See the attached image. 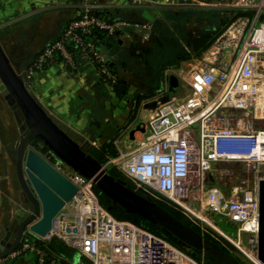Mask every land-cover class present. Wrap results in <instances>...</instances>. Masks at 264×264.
I'll return each mask as SVG.
<instances>
[{
  "label": "built area",
  "instance_id": "built-area-1",
  "mask_svg": "<svg viewBox=\"0 0 264 264\" xmlns=\"http://www.w3.org/2000/svg\"><path fill=\"white\" fill-rule=\"evenodd\" d=\"M141 5L147 0H134ZM170 6L189 5L186 0H167ZM253 10V17L234 21L192 65L194 74L166 68L190 88L182 98L158 103L143 126V138L137 147L120 152L103 164L106 171L116 168L134 190L152 200H169L190 222L201 226L211 202L205 201V176L223 161H242L259 169L264 164V127L258 124L255 102L248 95L238 98L241 78L250 66H264V0H227L222 6ZM92 0H81L80 15L72 20L62 36L47 45L28 70V79L44 72L56 58L73 69L88 60L108 84H116L118 75L99 50L94 32L108 37L132 27L126 20H107L94 14ZM198 67L202 70L198 72ZM246 98L245 100H243ZM44 155V154H43ZM44 157L78 188L76 195L57 217L51 234L41 238L27 232L14 255L33 253L32 264H58L46 246H38L28 235L45 242L61 239L77 251L87 264H203L165 238L128 220L116 218L99 201L92 180L75 173L51 155ZM264 179L259 177L258 180ZM196 188V191L192 188ZM199 188V189H198ZM246 189H242L245 193ZM259 188L246 193V205L253 216L245 226L250 230L248 244L254 264L258 257ZM240 205L237 191L226 202ZM252 221L250 225L249 221ZM244 252V253H245Z\"/></svg>",
  "mask_w": 264,
  "mask_h": 264
},
{
  "label": "crops",
  "instance_id": "crops-1",
  "mask_svg": "<svg viewBox=\"0 0 264 264\" xmlns=\"http://www.w3.org/2000/svg\"><path fill=\"white\" fill-rule=\"evenodd\" d=\"M166 1L147 0L139 5L134 0H92L96 10L106 12L109 19L132 23V27L115 36L102 37L98 44L123 84L120 90L104 82L85 59L77 70L60 59L53 60L44 72L33 80L27 79L29 67L38 55L79 17L81 0H0V40L16 72L26 78L31 94L60 128L81 145L92 142L95 148H100L107 142L118 155L137 147L143 138V126L158 103L185 97L191 91L175 76L167 74L166 68L194 74L191 66L200 58L183 59L182 48L190 50L191 45L187 40V45L183 44L184 30L199 21L193 8L215 6L202 5L198 0H186L189 5L170 6ZM204 35L196 33L191 40ZM140 96L147 97L138 104ZM1 98L4 106L0 101V108L2 105L16 115V108L2 93ZM13 120L14 132L9 133L8 123L0 119V200H10L8 207L13 211L9 221L15 224L19 222L18 214L29 210L31 204L16 172L22 122L16 116ZM114 140L117 148L112 146ZM11 200L21 203L15 207ZM54 256L58 264H73ZM34 259L33 253L13 254L0 260V264H32Z\"/></svg>",
  "mask_w": 264,
  "mask_h": 264
},
{
  "label": "water",
  "instance_id": "water-1",
  "mask_svg": "<svg viewBox=\"0 0 264 264\" xmlns=\"http://www.w3.org/2000/svg\"><path fill=\"white\" fill-rule=\"evenodd\" d=\"M0 91L16 107L17 118L27 127L16 151V172L31 204L29 210L18 214L13 239L0 249V260L20 248L27 232L47 238L57 217L78 191L77 186L44 157L41 150L47 148L66 168L92 180L110 201L109 210L118 209L140 216L179 244L201 253L210 264H242L220 244L106 171L103 163L88 152L85 147L88 144L81 145L72 139L31 94L24 77L14 69L1 40ZM258 200V257L264 264V179L259 182ZM79 256L75 264H84Z\"/></svg>",
  "mask_w": 264,
  "mask_h": 264
},
{
  "label": "rangeland",
  "instance_id": "rangeland-1",
  "mask_svg": "<svg viewBox=\"0 0 264 264\" xmlns=\"http://www.w3.org/2000/svg\"><path fill=\"white\" fill-rule=\"evenodd\" d=\"M198 1H200L199 3L202 5L217 7L222 6L226 0ZM210 24H212L210 20H201V22L196 21L189 24L184 30L185 36L183 40L185 41L183 44H186V40L191 43V39L196 33L207 34L210 30L203 31L200 27ZM197 70L200 72L202 69L198 67ZM246 70V73L239 82L237 97L242 98L245 97V94H248L249 98L254 100L258 112V124L259 126L264 127V66H250L246 68ZM33 79L34 78H30V80ZM1 93L2 92L0 91V101L3 99L1 98ZM1 103L4 106L2 101ZM15 116L14 113L2 108L1 105L0 119L1 121L8 123L9 133H11V131L14 132L13 118ZM17 121L20 120L17 118ZM21 127L24 136L27 133V127L23 121ZM116 143L117 141L114 140L112 146L117 148ZM107 144V142L102 143L100 148L106 147ZM85 147L90 154L94 155L97 159L102 160L100 153L94 150L96 148L92 142H89V145H86ZM108 159L109 157H106L102 163L105 164ZM205 177V191L207 192L211 190V192L207 193L205 197V201L211 202L209 211L210 215H207L206 218L210 223L216 226L217 229L212 228L211 225L206 222L198 221L199 224L203 226L204 231L211 235L214 240L223 242V244L230 249L242 264H254L249 257V251L246 250L245 252L243 251L244 249H241V247L243 248L248 244L250 239V230L245 226V223L253 216V209L246 205L245 199L247 190L258 191V178L264 177V164H262L259 169H255L251 164L242 161L233 160L218 162L214 165L213 172H207ZM123 178L125 177L122 175L121 179ZM242 189H246L245 193L244 191H241ZM192 190L196 191V188L194 187ZM236 191L240 200V205H229L228 208L223 210L226 202ZM9 201L10 200H0V249L13 239V235L18 226V223L14 224V221H9L11 217L10 212L12 213L13 211L8 207ZM11 202L15 203L16 207V205L21 203V200H11ZM28 236H30V234Z\"/></svg>",
  "mask_w": 264,
  "mask_h": 264
},
{
  "label": "trees",
  "instance_id": "trees-1",
  "mask_svg": "<svg viewBox=\"0 0 264 264\" xmlns=\"http://www.w3.org/2000/svg\"><path fill=\"white\" fill-rule=\"evenodd\" d=\"M192 11H195L194 16L197 20H199V21H201V20H208L209 21L210 20L212 22V24L203 25L200 27L201 29L210 30V31H208V33L202 37L193 39V41L191 42L190 48H189L190 50H187L185 47L182 48V57H183V59H186V60H189L192 57L201 58L203 56V54L211 47V45L214 43V41L218 38V36L220 34H222L234 21H236L238 18H242V17H253L254 13H255L253 10L234 8V7H207V8L197 7V8H193ZM94 14H96L97 16L106 18L107 20L112 21L111 19H109L106 12H104V11L95 10ZM262 20H264V17L262 18ZM94 36L96 38V42L99 44L100 39H102V37H105L106 34L102 31L98 30V31L94 32ZM56 59L59 60V58H56ZM108 66L111 69H113V66H111L110 63L108 64ZM102 79L105 82V79L104 78H102ZM113 86L117 87V90H120V87H123V84L120 83V80H118L117 84H114ZM170 96L171 95H168L167 97H170ZM146 97L147 96H140L138 99V104H140L142 99H144ZM33 144L35 147H37V145L35 143H33ZM94 150L96 152H99L100 155L102 156V160L98 159L101 162H103L106 157L112 158V157L117 156V152L112 147L106 146V147H102V148H96ZM41 152L44 155H46V154L51 155L56 160L54 155L52 153H50L47 148L41 150ZM108 172L117 178H122V174L120 172H118L115 168L109 169ZM123 180L127 183V185L130 188H132V189L134 188L133 184L129 180H127L126 178H123ZM95 192H96V195H97L100 203L105 208L108 209V207L110 206V201L96 187H95ZM154 201L157 202L162 207H164L165 209H167L168 211H170L171 213H173L174 215H176L181 220L185 221L186 223H188L189 225L194 227L200 233L204 234L205 237L215 241L216 243H218L222 247H224V249L231 252L230 249L227 246H225V244H223V242L214 240L211 237V235H209L206 231H204L201 228V226L190 222L180 211H178L174 207V205L171 202H169V200L162 198L161 200H154ZM109 211L118 219L131 221L134 224H136V225H138V226H140V227H142V228H144V229H146V230H148V231H150V232H152L158 236L165 238L166 240H168L169 242H171L172 244H174L178 248H180L183 251H185L186 253H188L194 259L202 262L203 264H210L209 261L207 260V258L204 257L201 253L193 251L191 249H188L187 247L179 244L178 241H175L173 238L164 234L159 227L150 224L149 222H147L146 220H144L140 216L133 214V213H127L123 210H118V209H112ZM28 238H32L38 246H43V245L46 246V248L49 252H51L54 255L61 256L73 264H75L77 259L80 257L76 250L67 246L61 239H59L57 237H52L50 240L45 241V242H43V241L39 240L38 238H36L35 236H31V235L28 236ZM82 262L84 264H87L83 257H82Z\"/></svg>",
  "mask_w": 264,
  "mask_h": 264
},
{
  "label": "bare ground",
  "instance_id": "bare-ground-1",
  "mask_svg": "<svg viewBox=\"0 0 264 264\" xmlns=\"http://www.w3.org/2000/svg\"><path fill=\"white\" fill-rule=\"evenodd\" d=\"M249 223H250V225H252V221L251 220L249 221Z\"/></svg>",
  "mask_w": 264,
  "mask_h": 264
}]
</instances>
